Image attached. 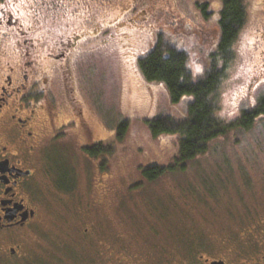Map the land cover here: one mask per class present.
I'll return each mask as SVG.
<instances>
[{"label": "rangeland", "instance_id": "1", "mask_svg": "<svg viewBox=\"0 0 264 264\" xmlns=\"http://www.w3.org/2000/svg\"><path fill=\"white\" fill-rule=\"evenodd\" d=\"M141 1L139 10L153 8L149 14L132 17L135 21L143 17L144 30H110L103 44L89 39L72 65V82L66 90L72 87L73 92L65 97L60 83L52 84L49 99L57 106L61 122L66 123L62 128L65 134L51 140L48 130L37 153V163L45 169L43 175L37 172L31 195L38 205L35 222L41 226L38 233L27 237L32 258L28 264L68 263L65 259L71 247L78 250L77 241L87 237L82 229H92L94 224L106 226L111 240L119 238L118 244L128 253L124 264H168L182 244L194 245L204 235L218 239L223 233L220 222L240 221L233 213L245 206L236 200L231 185L240 175L237 171L247 170L251 175L260 170L250 161L264 165V116L248 130L232 128L212 139L205 153L178 167L172 163L177 155V135L153 136L148 124L165 114L184 117L190 96L169 104L161 86L153 85L147 92L134 77L137 57L156 42L185 51L191 77H199L208 67L218 35L222 0ZM243 2L245 24L233 44V56L218 93L217 114L225 123L264 96V73H256L264 64V0ZM71 10L70 6L66 16L61 12L57 17L64 22L68 18L69 27L87 26L85 12L72 16ZM93 12L99 21L113 17L106 9ZM57 17L44 25L48 32L62 30ZM254 79L260 82L255 89ZM71 97L75 99L70 107L75 116L67 107ZM121 122L126 125L117 139L115 127ZM97 134L110 143L100 160L83 151ZM148 166L165 169L149 181L140 170ZM242 176L240 183L246 187L245 173ZM210 182L216 194L204 196ZM256 189H246L244 199L251 202ZM113 241L104 243L107 251L117 248ZM80 249H86L82 242ZM40 253L45 254V263L39 259Z\"/></svg>", "mask_w": 264, "mask_h": 264}, {"label": "flooded vegetation", "instance_id": "2", "mask_svg": "<svg viewBox=\"0 0 264 264\" xmlns=\"http://www.w3.org/2000/svg\"><path fill=\"white\" fill-rule=\"evenodd\" d=\"M121 1L0 0V264H28L32 259L27 237L38 233L41 224L35 222L38 205L31 189L37 185V172L43 175L45 169L44 164L37 163V153L43 148L48 130L53 140L65 134L62 128L66 126L57 106L49 99L52 84L58 81L65 97L71 94L73 88L67 91L66 86L72 82V65L89 39L103 44L110 30L133 27L140 20L144 23L143 18L135 21L132 17L153 10H139L141 0ZM70 6L72 16L85 12L87 26L69 27L68 18L64 22L57 17L61 12L66 16ZM105 9L113 17L108 22L97 20L93 10ZM56 17L62 30L48 32L44 25L55 22ZM258 72L264 73V64ZM256 81H252L253 89L260 84ZM72 99L75 100L71 97L67 107L73 114ZM250 163L260 170L251 175L247 170L237 171L240 175L231 185L236 200L245 206L233 213L240 221L220 222L223 233L218 239L204 235L194 245L182 244V250L168 264H264V165L260 166L257 160ZM244 173L246 187L240 183ZM249 187H257L251 202L244 199ZM82 230L83 236H87L81 241L86 249L82 251L81 242L77 241L78 250L71 247L70 256L65 259L69 262L64 264H124L128 253L124 245L118 244V237H113V241L106 235V226L104 229V225L94 224L92 229ZM108 241L118 244L117 248L107 251L104 243ZM39 259L45 263V254L40 253ZM58 260L61 261L60 255Z\"/></svg>", "mask_w": 264, "mask_h": 264}, {"label": "trees", "instance_id": "3", "mask_svg": "<svg viewBox=\"0 0 264 264\" xmlns=\"http://www.w3.org/2000/svg\"><path fill=\"white\" fill-rule=\"evenodd\" d=\"M245 19L243 0H222L217 21L218 35L209 55L208 67L195 79L191 77L187 67V53L176 47L156 42L137 57L134 77L140 88L149 92L151 86H161L169 104L180 102L185 95L190 96L184 117L176 118L174 115L165 114L150 120L148 124L153 136L177 135V155L172 163L178 167L180 163L182 167L185 162L205 153L212 139L224 135L232 128L248 130L256 119L264 116V96L258 99L255 106L243 110L232 122L225 123L217 114L219 87L233 56V44L245 24ZM139 24L125 28L136 32L142 31V28L144 30L145 26ZM125 125L126 123L121 122L115 127L114 138L122 136ZM97 135L90 139L83 151L100 160L109 151L110 143H105L103 136ZM164 169L148 166L140 170L146 180L152 181L161 175ZM212 186L210 182V189L203 190L204 196L216 194V191L211 189Z\"/></svg>", "mask_w": 264, "mask_h": 264}, {"label": "snow or ice", "instance_id": "4", "mask_svg": "<svg viewBox=\"0 0 264 264\" xmlns=\"http://www.w3.org/2000/svg\"><path fill=\"white\" fill-rule=\"evenodd\" d=\"M197 71H199V69H197Z\"/></svg>", "mask_w": 264, "mask_h": 264}]
</instances>
